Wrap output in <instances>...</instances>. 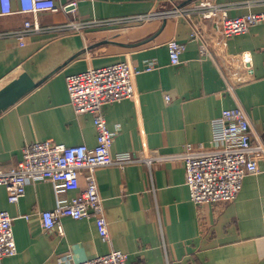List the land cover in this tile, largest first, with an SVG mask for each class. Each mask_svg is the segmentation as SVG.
I'll use <instances>...</instances> for the list:
<instances>
[{
	"label": "crops",
	"instance_id": "0c3cea01",
	"mask_svg": "<svg viewBox=\"0 0 264 264\" xmlns=\"http://www.w3.org/2000/svg\"><path fill=\"white\" fill-rule=\"evenodd\" d=\"M76 1L75 11L21 13L20 0H10L13 13L0 14V32H13L0 37V109L16 95L13 81L28 86L0 111V170L11 169L33 142L93 147V116L75 112L65 77L119 61L136 70V95L102 107L115 131L113 157L127 153L137 160L147 153L178 152L187 144L209 147L213 121L234 107L246 112L252 142L264 143V21L224 39L217 23L199 14V0ZM213 1L226 5L232 17L264 10V0ZM176 6L184 12L144 23L14 34L25 21L51 27ZM170 40L183 45L177 64L170 62ZM250 158L257 171L244 177L233 201L199 206L189 198L180 161L96 168L108 238L100 237L93 218L62 217V234L42 226L39 212L68 203L77 190L57 192L50 182L35 179L10 203L0 185V211L13 218L16 243V254L0 258V264H67L66 256L82 261L112 249L126 253L127 264H264V153L253 151ZM84 186L82 173L79 187Z\"/></svg>",
	"mask_w": 264,
	"mask_h": 264
},
{
	"label": "built area",
	"instance_id": "2783aa9c",
	"mask_svg": "<svg viewBox=\"0 0 264 264\" xmlns=\"http://www.w3.org/2000/svg\"><path fill=\"white\" fill-rule=\"evenodd\" d=\"M0 1V14L13 13L10 0ZM196 8L203 19L217 23L224 39L244 33L252 25L264 21V10L232 17L228 14L226 5L213 0H199ZM76 9V0H70L63 5H58L56 0H20L19 11L70 12ZM181 12L184 10L176 6L170 10L120 19L70 20L51 27H42L38 22L25 21L22 29L14 34L45 30H56L59 33L82 32L91 26L144 23L180 15ZM12 34V31L0 32V37ZM167 47L170 62L177 64L183 45L176 40H170ZM151 67L150 65L147 68ZM135 75L136 70L127 61L67 74L65 82L70 103L75 112L92 114L97 133L96 144L93 147L85 144L65 145L48 139L25 145L22 157L16 164L9 170H0V185L6 189L7 200L10 203L18 202L25 193L28 181L35 179L50 182L57 192L77 190V194L68 203H59L52 209L39 212L42 226L46 230L56 228L62 234L59 221L62 217L93 218L100 237L108 238L102 199L96 184V168L111 164L123 166L133 161H143L148 167L164 161H180L184 166L189 198L195 205L233 201L242 187L244 177L257 171L256 163L250 158V154L253 151L264 153V143L252 142L247 114L240 107L223 109L221 115L213 121L212 144L209 147L187 144L178 152L147 153L137 160L127 153L115 157L111 155L110 148L115 131L108 127L102 107L107 103L136 95ZM82 173L85 186L80 189L79 177ZM24 217L29 219L28 215ZM12 220L6 210L0 211V258L16 254ZM127 259V254L117 249L82 261H72L69 256L64 257L67 264H127Z\"/></svg>",
	"mask_w": 264,
	"mask_h": 264
},
{
	"label": "water",
	"instance_id": "95a60500",
	"mask_svg": "<svg viewBox=\"0 0 264 264\" xmlns=\"http://www.w3.org/2000/svg\"><path fill=\"white\" fill-rule=\"evenodd\" d=\"M164 23H165V20H163L161 28L163 27ZM12 84L14 85V88L16 90L15 92L16 95L10 98L8 97V101L1 107L0 111L7 108L9 105H11L14 101H16L19 97H21L28 90V86L21 79H17L13 81Z\"/></svg>",
	"mask_w": 264,
	"mask_h": 264
}]
</instances>
